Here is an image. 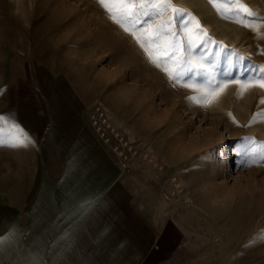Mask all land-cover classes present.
I'll return each instance as SVG.
<instances>
[{
	"label": "rangeland",
	"instance_id": "374dc122",
	"mask_svg": "<svg viewBox=\"0 0 264 264\" xmlns=\"http://www.w3.org/2000/svg\"><path fill=\"white\" fill-rule=\"evenodd\" d=\"M215 49L232 86L207 104L229 68L201 60ZM246 73L264 81V0H0L3 171L11 109L76 114L159 197L178 264H264V93L238 109Z\"/></svg>",
	"mask_w": 264,
	"mask_h": 264
},
{
	"label": "crops",
	"instance_id": "0c3cea01",
	"mask_svg": "<svg viewBox=\"0 0 264 264\" xmlns=\"http://www.w3.org/2000/svg\"><path fill=\"white\" fill-rule=\"evenodd\" d=\"M24 104L7 113V173L0 114V264H178L177 230L159 197L113 146L76 114L72 124Z\"/></svg>",
	"mask_w": 264,
	"mask_h": 264
},
{
	"label": "bare ground",
	"instance_id": "6f19581e",
	"mask_svg": "<svg viewBox=\"0 0 264 264\" xmlns=\"http://www.w3.org/2000/svg\"><path fill=\"white\" fill-rule=\"evenodd\" d=\"M187 7V6H186ZM217 23L220 27V30L221 32L224 34V37H226V41L227 40H230L231 43L232 42H235L238 38H239V35L242 33V27H240V24L238 22H234V21H230L228 18H227V15H222V16H217ZM205 28L210 30V32H215L216 31V28L214 26H212L211 24L209 23H206L205 24ZM223 37V38H224ZM241 37V36H240ZM221 38V37H220ZM230 41H227L230 43ZM223 43V42H221ZM237 43V42H236ZM239 44V43H238ZM227 47V45H226ZM196 53V52H195ZM222 53L218 50H214L212 53H204V54H199L200 57H201V60L207 64V66L213 68L214 70H218L220 68V64H221V61L223 59V61L226 63L227 66H229L228 69H226V71L222 74L223 75V78L225 79V82L224 84L221 86V87H218L217 90H211V91H207L208 92V97H207V100H206V103L207 104H213V103H216V99L223 94L226 95V92L227 91H230V88H231V82L229 81L230 80V76L229 73L231 72V66H232V62L230 63V60H229V57H228V54L224 53L223 56L221 55ZM234 63V62H233ZM227 75V76H226ZM253 75L252 73H246V76H245V79H244V83L241 87L242 89V94H243V100L240 101L237 105L238 109L239 108H243L244 107V100L245 98L247 97V95H249L248 93L251 92V96L255 95L253 92L254 89L257 88V90H260V93H264V88L260 87L259 85L261 84H264L262 80H259L257 82H253L250 80V77ZM199 80L201 82H204L206 80V77L204 75L200 76L199 77ZM238 81V80H237ZM236 81V82H237ZM243 81V80H242ZM234 82V80H233ZM232 82V83H233ZM236 84V83H235ZM238 84V83H237ZM256 86V88H255ZM233 87H234V84H233ZM257 90H256V93H257ZM253 91V92H252ZM228 93V92H227ZM231 93V92H230ZM259 93V94H260ZM261 93V94H262ZM232 95V94H231ZM230 95V96H231ZM258 95V93H257ZM227 96V95H226ZM229 96V97H230ZM242 96V95H241ZM243 110V109H242ZM259 126V125H258ZM260 128L264 129V122L260 123ZM177 186H179V184H177ZM241 190V189H240ZM184 194V193H183Z\"/></svg>",
	"mask_w": 264,
	"mask_h": 264
},
{
	"label": "snow or ice",
	"instance_id": "6c2138e0",
	"mask_svg": "<svg viewBox=\"0 0 264 264\" xmlns=\"http://www.w3.org/2000/svg\"><path fill=\"white\" fill-rule=\"evenodd\" d=\"M100 2L101 3H103L104 2V0H100ZM106 6V5H105ZM109 11H111V10H109ZM260 87H262V88H264V84H261V85H259ZM86 203H88V202H86ZM68 233L66 232L65 233V235H67ZM63 238V237H62ZM58 246V245H57ZM69 251H71V249H69ZM58 264H63V261H60V262H58Z\"/></svg>",
	"mask_w": 264,
	"mask_h": 264
},
{
	"label": "built area",
	"instance_id": "2783aa9c",
	"mask_svg": "<svg viewBox=\"0 0 264 264\" xmlns=\"http://www.w3.org/2000/svg\"><path fill=\"white\" fill-rule=\"evenodd\" d=\"M121 166H122V168H123L124 170L129 171V167H128V165H127V163H126L125 161H123V162L121 163Z\"/></svg>",
	"mask_w": 264,
	"mask_h": 264
}]
</instances>
